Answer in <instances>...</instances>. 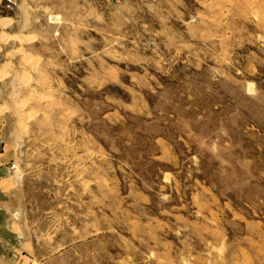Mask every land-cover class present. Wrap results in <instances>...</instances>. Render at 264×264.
<instances>
[{
	"label": "rangeland",
	"instance_id": "rangeland-1",
	"mask_svg": "<svg viewBox=\"0 0 264 264\" xmlns=\"http://www.w3.org/2000/svg\"><path fill=\"white\" fill-rule=\"evenodd\" d=\"M1 21L11 264H264V0H0Z\"/></svg>",
	"mask_w": 264,
	"mask_h": 264
},
{
	"label": "crops",
	"instance_id": "crops-1",
	"mask_svg": "<svg viewBox=\"0 0 264 264\" xmlns=\"http://www.w3.org/2000/svg\"><path fill=\"white\" fill-rule=\"evenodd\" d=\"M1 128L2 127L0 124V207L8 208L10 204V198H6L5 193L6 191L10 190L12 186L11 178L9 177V168L12 164L11 159L13 153L11 151L12 145L10 140L8 137L3 136ZM7 213L8 215L6 214L5 218L6 221L0 220V264H11V254L14 256V259H16L15 263L19 262L20 260L24 262L18 251L25 244L12 247L9 240L6 239V231L8 235L11 232L19 234L18 230L15 228V219H13L14 222H12L11 213H9L8 210Z\"/></svg>",
	"mask_w": 264,
	"mask_h": 264
},
{
	"label": "bare ground",
	"instance_id": "bare-ground-1",
	"mask_svg": "<svg viewBox=\"0 0 264 264\" xmlns=\"http://www.w3.org/2000/svg\"><path fill=\"white\" fill-rule=\"evenodd\" d=\"M0 23H2V21H1ZM3 74H4V73H3Z\"/></svg>",
	"mask_w": 264,
	"mask_h": 264
}]
</instances>
